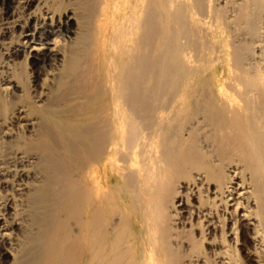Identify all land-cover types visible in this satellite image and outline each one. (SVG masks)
Returning <instances> with one entry per match:
<instances>
[{
    "label": "bare ground",
    "instance_id": "obj_1",
    "mask_svg": "<svg viewBox=\"0 0 264 264\" xmlns=\"http://www.w3.org/2000/svg\"><path fill=\"white\" fill-rule=\"evenodd\" d=\"M0 264H264V0H0Z\"/></svg>",
    "mask_w": 264,
    "mask_h": 264
},
{
    "label": "rangeland",
    "instance_id": "obj_2",
    "mask_svg": "<svg viewBox=\"0 0 264 264\" xmlns=\"http://www.w3.org/2000/svg\"><path fill=\"white\" fill-rule=\"evenodd\" d=\"M2 56L0 55V60L2 59L1 58ZM5 258H8V260L4 263V264H9V262H11V256H6Z\"/></svg>",
    "mask_w": 264,
    "mask_h": 264
}]
</instances>
